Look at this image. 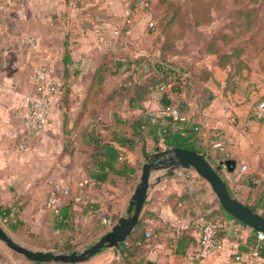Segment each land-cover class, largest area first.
Listing matches in <instances>:
<instances>
[{
    "label": "crops",
    "instance_id": "1",
    "mask_svg": "<svg viewBox=\"0 0 264 264\" xmlns=\"http://www.w3.org/2000/svg\"><path fill=\"white\" fill-rule=\"evenodd\" d=\"M91 1L11 0L5 3L0 0V204L12 207L11 221L17 219L21 223L16 228L7 224L9 232L28 247H31L28 240L33 238L24 233L22 228L27 226L37 235L44 234L49 226L65 236L72 233L80 221L87 228L97 227L98 234L102 235L111 227L102 222L103 218L112 225L126 213L145 157L159 150L151 138L146 139L147 155L142 154L139 145L132 149L122 147V158L136 167L135 173L127 178L115 174L113 180L106 182L90 180L81 163L82 154L76 146L81 144L87 151L85 155L92 149L83 136L85 130L99 132L103 137H110L113 131L129 133L131 130L129 122L117 124L112 116L108 122H101L99 117L91 119V111L96 109L100 116L106 107L107 89L102 84L97 85L96 68L104 62L109 65L118 60L127 62L129 58L149 52L132 44L135 41L131 34L133 25L125 34L118 32L123 8L129 0H97L98 4ZM150 14L155 17L157 13L151 11ZM136 24L137 29H141L143 22ZM29 39H34L35 44H30ZM101 54L110 59L102 61ZM214 59L211 55L202 61L212 70V78L199 81L195 87L178 94L171 93L172 106H180L183 119L196 124L195 144L201 150L208 149L204 155L209 154L215 161L235 160L233 169L218 166L223 179L233 196L249 206L256 205L255 211L262 213L263 116L253 117L244 100L234 102L236 91L224 90L226 70ZM42 66L63 85L54 95L49 120L43 130L34 135L27 133L24 127L23 96L35 92L33 74ZM110 72V75L121 73L116 66L111 67ZM102 92L104 101L92 108L88 98L94 96L101 100ZM148 98L143 112L158 111L159 99L153 97L154 103L150 104ZM121 107L110 110H116L127 120L141 112L126 103ZM64 111L68 113L65 122L60 119ZM163 121L171 129L180 127L177 120L169 116ZM159 145L160 149L167 148L161 139ZM243 163L246 170L240 168ZM246 171L248 173L244 174ZM157 175L159 179H155ZM85 179L87 182L81 184ZM151 180L153 183L139 217L142 224L136 225L124 239L129 251L122 250L120 244L104 247L75 264H264V256L250 263L234 261L235 252L247 251L253 245L256 231L221 212L210 185L192 168L171 172L166 168L152 169ZM56 185L68 188L69 198L60 199L52 206L41 194L51 193ZM239 189L245 192V198L238 196ZM247 197L251 202L245 201ZM66 202H71V216L68 224L57 227L56 207ZM198 212L218 217L222 239V247L203 260L197 256L199 233L192 224ZM144 232L149 235L145 236ZM2 247L0 244V252L5 251ZM2 261L0 256V264Z\"/></svg>",
    "mask_w": 264,
    "mask_h": 264
},
{
    "label": "trees",
    "instance_id": "2",
    "mask_svg": "<svg viewBox=\"0 0 264 264\" xmlns=\"http://www.w3.org/2000/svg\"><path fill=\"white\" fill-rule=\"evenodd\" d=\"M195 1L157 0V2L162 4L161 11L154 17V25L149 26V31L154 35L152 49L155 51V55L151 58L148 55L142 54L129 58L127 62L118 60L120 62L118 63L116 60L117 62L112 63L120 72L129 71V73L120 79L118 85L108 94V98H118L121 104L126 103L131 108L140 109L141 112L136 118L127 120L116 110H112V118L115 123L125 124L129 122L128 124L131 128L129 133L125 130L113 131L110 137H103L101 133L92 130H85L83 132L84 138L92 146L88 154V162L85 166L90 180L99 183L113 180L112 175L115 174L123 175L126 178L134 175L136 167L127 159L122 158V147L132 149L136 145H139L142 154L147 155V138H151L154 146L159 147V149V141L161 139L165 147L189 148L198 152L203 151V154L208 152V149L201 150L195 144L196 124L185 121L183 118H177L175 120H177L176 123L180 127L171 129L163 121V118L167 116L163 114L155 115L152 119L149 113L143 112L145 110L144 101L156 86V90L159 91L158 99L161 108H164L172 105L171 93L178 94L182 90L195 87L199 81L212 78V70L202 62L208 55H214L215 63L220 68L226 70L224 90L231 92L235 90L231 80L233 75L231 71L236 64L241 62L240 53L235 46H225L230 39L226 32L211 35L208 40H204L205 38L203 36H200V39L197 38V34L201 33L198 27L211 23L214 18V11L219 8L216 4H209L205 8L204 14L201 15L199 14V7L203 4L202 1L205 0H201L198 3L199 6L193 4ZM256 1L248 0L249 3ZM144 2L146 4H143V7H148L150 0H144ZM129 3L130 8L134 9L137 4H140V0H129ZM224 9L226 10V8ZM238 12V17L241 19H238V26L249 29L252 25L250 17L252 15L255 17L256 14L255 6L244 8L241 6L238 8ZM189 35L193 38L185 43ZM200 42V46L197 47ZM197 52L200 55H196ZM65 58L67 59V57ZM112 65L104 62L96 68V83L98 85L105 83L106 77L111 73ZM131 69H140L141 72L134 78L130 71ZM161 85H163V88H159ZM174 107L181 114V107ZM217 172L223 179L219 168H217ZM229 192L231 193L230 190ZM71 206V202L57 206L55 218L57 227L68 224V218L71 216ZM250 207L253 210L257 209L256 205H250ZM220 210L228 214L221 205ZM11 212V206H3L0 204V218L11 228H16L21 221L17 219L11 221ZM201 213L207 218L213 219V216L203 212ZM261 214L264 215V211ZM215 218L218 217L215 216ZM141 224L142 218L138 220L137 226H141ZM218 236H220V230L218 231ZM257 242V239L253 241V245ZM124 244L125 240L120 243V248L122 250L123 248L128 250V246ZM259 246V255L264 256V241L259 242ZM178 250L182 251V249ZM34 263L43 264L42 262Z\"/></svg>",
    "mask_w": 264,
    "mask_h": 264
},
{
    "label": "rangeland",
    "instance_id": "3",
    "mask_svg": "<svg viewBox=\"0 0 264 264\" xmlns=\"http://www.w3.org/2000/svg\"><path fill=\"white\" fill-rule=\"evenodd\" d=\"M93 1L98 4L97 0H92L91 2ZM200 2L201 0H196L193 4H195V6H199L198 3ZM202 3L203 4L199 7V14L201 15L204 14L205 8H207V5L209 4H216L219 9H216V11H214V18L211 23L203 24L198 27V30L201 33L197 34V38L200 39V36H203L205 38L204 40H208L210 39L211 35H215L217 33L221 34L222 32H226L229 35L230 39L225 46H235L237 48V51H239L241 58V62L239 64H236L231 71L233 72L231 80L236 91L234 95L236 99H234V102L240 103L243 100L244 103L247 102L250 107V114L256 118L263 116L262 123L264 124V114L259 115L256 111V104L259 98L264 94V0H257L254 3H249L248 0H205L202 1ZM253 5L256 8V14L255 17H253V15L250 17V20L252 21L251 27L249 29H244V27L238 26L239 20H241L238 17V8H240L241 6L242 8L250 7ZM143 6V4H137L134 9H131L130 3L125 4L122 14L123 17L121 20L122 22L119 25L118 32H122L123 34H125L127 29L131 28V26L133 25L131 34L135 41L132 44L134 46L140 47V49H143L145 52L149 51L147 55L152 58L155 55V51L150 47V44L153 42L154 35L153 33L151 34V32H149V22L151 20H154V17L150 14V12H160L162 4L157 2V0H150L148 7ZM224 8H226V10ZM138 22H143L141 29H137L136 23ZM192 38L193 37L189 35L187 37V40H185V43H187L188 40H192ZM200 44L201 42L197 45V47H199ZM196 55H200V53L197 52ZM100 57L102 61L110 59L109 57H106L102 54ZM120 58L121 57H117V59ZM111 67H113V65ZM130 71L132 72L134 78H136V76L141 72L140 69H131ZM128 73L129 71L121 72L119 75L112 74L106 77V81L103 84L104 88L107 89L105 111L104 113L100 114V116H98V114L96 113V109H94V111H91L90 116L92 120L99 117L98 119L101 120V122H108L110 120V117L112 116L110 109L115 108V106L117 108L123 107H121L122 104L118 98L109 99L108 94L116 85H118L120 79L127 76ZM62 85L63 83L60 82L58 89H60V87L62 88ZM156 87L153 88V91L148 98L150 100V104L154 103L153 97L158 98L159 91L156 90ZM104 94L105 93H103V95L101 96V100L94 96L88 98L90 100L92 108H96V106L100 102L104 101ZM64 105L66 106L67 104L64 103ZM157 105L160 106V103L158 102ZM161 109L162 108H160L158 111H153L156 115H161ZM67 115L68 113L64 111L63 114H60V119L65 122V120L67 119ZM64 133H68L66 132L65 128ZM76 147H78L80 154H82L81 163H83L85 167L88 162V155H85L87 151L81 144ZM193 172L198 176L195 170H193ZM246 173H248V171H246L244 174ZM225 176L226 175H224V177ZM228 180L230 182V179ZM49 195V192L41 194L42 198H44L45 200H47ZM212 196H214V193L212 194ZM238 196H240L241 198H245V192L239 189ZM68 198L69 192L65 193V195L61 197L62 201H67ZM245 201L251 202V198L247 197ZM213 219L218 220V218L215 217H213ZM0 221L4 224L6 229L10 231L7 224L1 218ZM77 223L78 224L76 229H73L72 233H69L65 236L61 235L59 232L53 231V229L49 226L45 228L44 231L46 232L42 235L35 234V231L32 230L30 226H27L26 228L23 227L22 229L24 233L30 234L33 238V240H28V245L31 247H37L36 249L80 251L97 241L101 235L98 234L97 227L90 226L87 228L80 221H77ZM0 244H2L3 246L2 250H5L0 252V256L3 259L2 264H27V262H31V260L26 259L21 254H18L8 248L4 244V242L0 241Z\"/></svg>",
    "mask_w": 264,
    "mask_h": 264
},
{
    "label": "water",
    "instance_id": "4",
    "mask_svg": "<svg viewBox=\"0 0 264 264\" xmlns=\"http://www.w3.org/2000/svg\"><path fill=\"white\" fill-rule=\"evenodd\" d=\"M235 163V160L231 158L215 161L209 154L204 155L189 148L167 147L159 149L145 157V161L141 166L139 180L131 194L126 213L119 216L111 227L90 246L80 251L31 248L15 240L1 221L0 241L4 242L11 250L34 262L77 263L88 259L104 247H117L137 225L141 210L153 183L151 180L152 169L160 168H166L168 172L180 168H192L208 182L221 207L230 216L250 226L255 231L264 233V215L233 196L217 172L218 166L225 165L229 169H233ZM159 178L160 175L155 177V179Z\"/></svg>",
    "mask_w": 264,
    "mask_h": 264
},
{
    "label": "built area",
    "instance_id": "5",
    "mask_svg": "<svg viewBox=\"0 0 264 264\" xmlns=\"http://www.w3.org/2000/svg\"><path fill=\"white\" fill-rule=\"evenodd\" d=\"M11 0H5V3H10ZM140 4H146L144 0H140ZM155 20L149 22V26H153ZM30 44L34 45L35 40L29 39ZM35 92H27L23 96V104L25 106L24 111V127L29 134H39L46 124L49 114L52 111L54 95L58 90L60 82L51 77L47 67L42 66L38 68L34 74ZM163 88V85L159 86ZM256 111L259 115L264 114V94L258 100L256 104ZM152 119L156 115L153 110L148 112ZM161 113L164 116H169L173 119L183 118L178 109L172 105L166 106L161 109ZM241 170H246L245 163L241 164ZM87 179L81 182L85 183ZM68 193V188L56 185L50 195L48 196V204L55 206L60 202L62 195ZM57 208V207H56ZM103 223L111 226L110 221L103 218ZM193 227L199 233V247L197 256L203 260L213 255L219 248L222 247V239L218 236L220 230V222L207 218L201 212L196 213L192 218ZM149 233L145 232V236ZM257 243L252 245L247 251L235 252L234 261L240 263H250L256 258H260L259 255V242L264 241V233L256 231Z\"/></svg>",
    "mask_w": 264,
    "mask_h": 264
}]
</instances>
